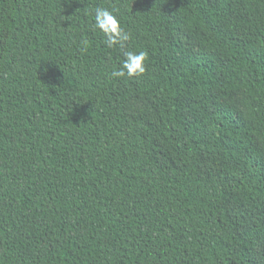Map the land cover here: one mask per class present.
Returning <instances> with one entry per match:
<instances>
[{
  "label": "trees",
  "instance_id": "16d2710c",
  "mask_svg": "<svg viewBox=\"0 0 264 264\" xmlns=\"http://www.w3.org/2000/svg\"><path fill=\"white\" fill-rule=\"evenodd\" d=\"M123 51L142 76H111ZM262 243L264 0H0V264H264Z\"/></svg>",
  "mask_w": 264,
  "mask_h": 264
},
{
  "label": "clouds",
  "instance_id": "9594fccd",
  "mask_svg": "<svg viewBox=\"0 0 264 264\" xmlns=\"http://www.w3.org/2000/svg\"><path fill=\"white\" fill-rule=\"evenodd\" d=\"M93 24L94 28L102 33L106 47L110 49H125L130 36L112 11L107 8L97 7L94 12ZM81 43L85 48L87 47L88 42L86 40H83ZM123 56L124 59L119 68L112 71V77H140L146 72L145 62L147 54L144 51H123Z\"/></svg>",
  "mask_w": 264,
  "mask_h": 264
},
{
  "label": "rangeland",
  "instance_id": "374dc122",
  "mask_svg": "<svg viewBox=\"0 0 264 264\" xmlns=\"http://www.w3.org/2000/svg\"><path fill=\"white\" fill-rule=\"evenodd\" d=\"M177 37L180 38L183 43H185L191 47H194V44L188 41V37L186 36V34L183 31L178 32ZM221 101L225 102V103H234L235 99L233 97L232 98H222ZM127 111L131 115H139L141 113L148 112V114L152 118H154L153 114L148 111V107H147L146 102L143 100H132V101H130V103L127 105ZM233 207H234V205H233ZM245 219L248 223L247 225H251L253 223V221H255V218L249 216V214L245 215ZM263 251H264V243H262L261 245H259L257 247L256 252H254L252 254V256L258 257V255Z\"/></svg>",
  "mask_w": 264,
  "mask_h": 264
}]
</instances>
